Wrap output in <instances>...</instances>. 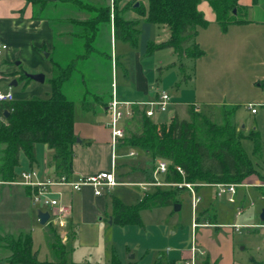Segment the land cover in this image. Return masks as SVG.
<instances>
[{
    "label": "rangeland",
    "instance_id": "rangeland-1",
    "mask_svg": "<svg viewBox=\"0 0 264 264\" xmlns=\"http://www.w3.org/2000/svg\"><path fill=\"white\" fill-rule=\"evenodd\" d=\"M82 1L105 3L112 6L114 2V0H104L105 2H103V0ZM145 5L148 6V3L146 2ZM34 13L37 15L39 14L41 17L43 16L38 8H35ZM48 13L54 14L52 17V23L54 24L52 30L54 34L53 40L51 42L49 41L48 48H46L47 50L39 51L36 47L34 48L35 45L40 43V39L45 36L43 35L44 33H39L37 27L30 26L27 21L23 22L14 29L15 36L16 34L19 36L15 37V39L17 38L18 40L16 41L17 47L13 48L14 60L9 61L11 48L8 47L9 50L7 49L0 57V73L4 70H10L17 72L20 76L38 73L44 75L45 82L41 84L32 81L31 88L25 87L28 82L23 80L22 77L17 78L14 75H8V77H11V81H18V87L13 89L18 98L26 93L30 95L34 88H42V94L35 97L49 99L51 97L49 80L52 76L48 74V69H52L53 62L55 60L57 61V57L58 61L66 62L67 64L71 62L74 63L76 70L71 81L64 86V91L67 97L75 103L76 119H85L87 116L92 115L88 114L87 107L90 108L95 103L94 96L98 94L105 101L111 96V60L109 59V54L112 53V51L110 31L106 28L104 30L102 29L103 32L98 37L99 46L95 48L96 51L89 52V48L86 47L83 41L79 43L77 39H75L74 36L78 33V29L71 25V22L75 20L85 21L89 14L69 12L60 16L54 7L47 9V16L49 15ZM204 13L208 22H210V12L204 10ZM111 18L112 20L114 19L113 14ZM129 18L130 20L137 19L135 15H131ZM59 21L63 23L62 27H59ZM227 31L228 29L224 30L218 26L216 22L210 23L206 29L200 28L198 30L197 43H199L200 48L204 52V56L199 60L184 61L186 66L185 76L182 75L179 68H169L170 65L168 63L170 62L173 66L176 61L173 51L163 50L154 53V57L151 58L154 64V82L159 87L160 91L168 92L172 96L173 102L176 103L175 106H170L165 113L157 112L154 122L170 124L175 115L181 120H188L189 109L193 105H196L199 108L198 111L208 116L217 124H222L224 122L225 114H232L236 111L239 125L241 127H246L244 131L257 128L261 134V141L264 142V111L259 109V114L254 116L251 113L252 111H250L251 109H248L249 104L260 103L264 100L263 93L252 88L250 85L255 78V67L258 64L253 62L251 60L252 56H250L246 58V66L243 68V61L240 56L241 52L238 54H235V52L226 53L227 44L225 41L229 36L235 38L237 35L232 29H230L229 32ZM57 32H59V34H70L72 32L73 36L70 35L66 39H60L59 36L56 35ZM90 34H88V37H90ZM169 39L170 32L167 27L163 28L159 25L144 23L143 28L141 27V36L139 37L137 49L132 50L129 49L128 45L118 43V55H126V57H128V65L131 66V69L134 71V54L136 52H143L144 49H147L149 43L161 44ZM66 40L69 43L74 41L73 45H79V47L73 48V45V47L67 45ZM3 42L5 41L3 40ZM92 46H94V42ZM33 48L40 54L43 61L39 62L35 59L33 56ZM71 49L73 52L70 51ZM217 53L219 56H217ZM47 54L49 57H47ZM82 55L88 56V58L86 60L80 59L79 56ZM63 57L65 58L64 61L61 60ZM214 60H218V63ZM260 63H262V61ZM2 67L3 70L1 71ZM170 69L175 70L172 73L169 71ZM187 76H189L188 80ZM119 78H122L121 73H119ZM245 80L246 83L244 82ZM122 83L123 82L120 80L119 90L123 86H127ZM4 86L7 87L8 84L3 82L2 85H0V87ZM214 104H221V106L216 107ZM235 104L236 106L232 108L222 107L223 105ZM232 120L234 121V117ZM124 124L125 122L121 123L120 127L124 128ZM242 146L249 158L253 161L254 167L257 169V172L249 176L245 183L257 184L263 182L264 172L257 166V162L255 161L253 142L250 139H244L242 140ZM122 153L125 152L122 151ZM122 153L120 154L122 155ZM141 158L142 156L140 154L135 153L134 157L117 160L119 164L118 172L125 173L129 171L130 174H142L141 176L144 175L145 178H148L147 176H149V171L153 165H150L148 161H145L143 158L142 160ZM27 159L25 155L22 156L24 164L27 162ZM24 164L21 163L22 169L28 172L29 168L27 165L24 166ZM158 164L159 162L156 166ZM159 180L162 184L161 186H148L146 187L147 190L144 191L141 186H139V184L142 183L139 181L143 180L126 178L123 183L129 185L118 186L119 188L113 190V193L116 194L117 197L113 195L108 196L109 206H112L114 198H119L125 205L134 206L141 201L146 193H153L157 188H162L161 190L171 189L169 186L165 185L166 183L164 182L163 176H161ZM242 185L238 188L235 204L230 202V196L228 195L218 197L217 188L213 185H201L206 187L201 190H207L209 193L211 192L210 198L213 203L218 201V205L225 204L220 213L217 210L216 212L210 210L208 213H205L210 225H215L216 221L227 225L232 224L234 226L245 222L259 223L260 215L264 211V195L262 193L264 192V188L258 189L257 187ZM177 192V199L180 201V205H182L180 212H174V207H160L147 210L141 214L142 224L140 225L119 226L105 221L98 222L101 231V240L98 245L85 247L81 253H77L75 256H73L71 252L76 244H73V246L68 244L71 242L72 235L69 227L66 229H59L53 222L46 225L39 224L33 232L35 251L38 253V258L41 261H56L51 244L46 238L50 237L51 241L54 240L53 230H56L64 244L70 246L68 256L69 262L85 261L94 264H103L107 262L111 264L116 261L115 264H187L188 260L181 262H178V260L180 259L181 253L187 251L191 253V248L195 245L199 250H205L208 257H211V260H209L207 255L202 256L198 253L195 264H215L214 259H212L211 251L216 246L222 248L223 242L221 239L226 242L233 237L237 261L245 263L246 245L248 246L247 249H250L249 251L257 247L264 248V229L245 227L240 230L241 232H238L233 228L234 226L222 227L221 229H216L213 226L212 228L209 226H201L193 230L192 224L196 219L192 210V198L190 193L188 190L180 187ZM244 199L246 203L242 204L240 201ZM204 203L205 200L203 199L198 205V214L201 208H203ZM33 208V210H36L38 213L42 210L48 212L47 209H42L39 205L33 204ZM239 208L243 210V215L236 219L235 217L237 216ZM201 222H203L202 219L198 223ZM8 255L9 253L7 254L4 250L0 249V264H7L4 258ZM132 256H134V258H132ZM220 260L219 264H222V259L220 258Z\"/></svg>",
    "mask_w": 264,
    "mask_h": 264
},
{
    "label": "trees",
    "instance_id": "trees-1",
    "mask_svg": "<svg viewBox=\"0 0 264 264\" xmlns=\"http://www.w3.org/2000/svg\"><path fill=\"white\" fill-rule=\"evenodd\" d=\"M26 1L32 5L33 13L35 8H38L44 16L34 13V18L47 20L52 27L54 14L48 13L47 16V9L51 7H54L60 16L69 12L89 14L85 21L71 22V25L78 29L75 39L79 43L83 41L89 52L96 51L95 48L99 46L98 37L105 28L110 31V37L112 34L116 40L137 48L141 25L146 23L169 29L170 39L161 44L149 43L148 52L154 54L157 51L172 50L176 61L170 67L179 68L183 76L186 75L184 61L199 59L204 54L197 43L198 30L206 28L209 22L199 10L201 0H114L113 6L82 0ZM206 1L224 30L246 21L240 0ZM146 2L148 6L145 5ZM253 2L257 4L259 0ZM136 4L139 6L136 7ZM131 15H135L137 19L130 20ZM62 24L60 22L59 27H62ZM79 58L86 60L88 56L82 55ZM109 59H112L111 53ZM61 60L64 61L65 58ZM75 70L74 63L58 61L57 57V61L53 62L52 78L49 80V99L34 97L19 100L15 97L13 102L0 104V183L9 184L18 180L21 157L25 155L33 162L35 144H45L53 150L50 166L55 169V178L65 176L69 180L73 179V148L78 142L74 131L75 103L67 97L64 86L71 80ZM21 77L27 82L31 81L25 75ZM87 109L89 110L88 107ZM132 110L133 116L124 124L125 137L118 146L119 158L128 159L135 156H131V153L140 154L145 161L153 165L149 171L148 182L152 181L156 164L166 163L168 170L163 177L164 182L171 185V189L157 188L153 193H146L134 206L125 205L114 198L112 219L116 225H140L142 212L180 205L177 190L179 185L184 183L196 185L195 190L206 188L201 186L202 184H244L249 176L257 172L253 161L243 149L244 139L253 142L257 166L264 172V162L260 160L264 152L259 132L244 136L232 120L233 113L225 114L224 122L217 124L198 111L196 106H191L188 120H181L175 115L172 123L158 124L147 116L146 107L136 105ZM118 171L119 166L117 179L123 183V176L118 174ZM262 193L264 195V192ZM52 232L54 240L51 248L56 261L39 260L34 248V239L31 234L26 233L0 235V249L9 253L4 260L8 264H79L68 260L72 241L68 246L62 242L56 230Z\"/></svg>",
    "mask_w": 264,
    "mask_h": 264
},
{
    "label": "crops",
    "instance_id": "crops-1",
    "mask_svg": "<svg viewBox=\"0 0 264 264\" xmlns=\"http://www.w3.org/2000/svg\"><path fill=\"white\" fill-rule=\"evenodd\" d=\"M239 4L245 11L246 21L244 23L231 25L228 27L227 32H229L230 29H232V31L237 33V35L235 38H231L230 36L228 37L227 34L228 39L225 41L227 44L226 53L229 54L235 52V54H238L239 52H241L240 56L243 61L242 63L243 68L244 66H246V58L252 56L251 60L258 65H256L255 67L256 68V71L254 72L255 78L250 85L252 86V88H255L260 92H262L264 98V0H259L257 4H254L253 0H240ZM199 10L204 14L205 19L207 21L208 19L206 18L204 10H208L210 12L209 25L212 22H216V24L220 26L217 22L215 12L213 11V9L206 0H201V3L199 5ZM26 21L30 24V26L37 27L39 33H44L43 35H45L43 38L40 39V43L35 45L34 48L36 47V49L39 51L47 50L46 48H48L49 41L51 42L53 40V34H54L51 23L44 19H35L32 5L29 4V2L26 0L0 1V37L5 41L7 46L11 48L9 61L14 60L13 48L17 47L16 41L18 40L17 38L15 39V37H19L18 34H16L15 36L14 29L16 26ZM143 26L144 23L141 25V27L143 28ZM56 35H58L60 39H66L70 35L73 36V33L71 32L70 34L69 33L59 34V32H57ZM61 35L62 36L65 35L66 37H61ZM110 40H111V51H112L111 76H110L111 96L107 101H105L97 94L96 96H94L95 103L88 110V114H92V115L87 116V118L81 120H77L76 117H74V121H75L74 131L76 136L78 137V142L73 148L74 149V163H73L74 180L81 177L96 176L102 173H109L112 171V162H113L112 130L108 124L111 119V112L109 111V107L113 99V95L115 94L117 99L121 102L133 103V104H146L155 101L158 97V93L160 92L159 87L154 82V64L151 59L154 57V54H150L148 52L149 45L147 46V49H144L143 52H136L134 54L135 60L133 64L134 67V71H133L131 69V66L128 65V57H126V55L123 54L118 55V50H117L118 43L128 45L129 49L132 50H135L137 48L134 49L129 44H126L120 40H116L114 38V35L111 36ZM66 43L67 45L72 46L74 42L72 41L71 43H69L67 41ZM73 46H72L73 48L76 47L75 45ZM34 48H33V53H34L33 56L35 57V59L38 60L39 62L43 61L40 54H38L34 50ZM217 56H219L218 53ZM5 61L9 62L7 60ZM214 61L218 63V60H214ZM261 61L262 63H260ZM168 64L172 66L170 62ZM170 66L169 68H171ZM2 70L3 67L1 68V71ZM174 70L175 69H170L169 71L173 73ZM47 72L50 76H52V69H48ZM119 73H121L122 78H119ZM8 75H14L17 78H21V76L18 75L17 72L10 70L9 71L4 70L2 71V73H0V85H2L3 82L8 84L7 87L5 86L0 87V89L2 90L12 89L16 99L29 100L34 98L35 96H40L42 94L43 92L42 88H34V90L30 93V95L26 93L18 98L13 90L16 87L11 86L14 80L11 81L10 79L11 77H8ZM119 79L123 82L122 84L127 85V86H123L120 90H119V81H120ZM31 82L32 80L28 82L25 87L31 88L32 87ZM244 82L246 83V80ZM113 85L115 86V89H113ZM251 104H249V106ZM254 104H259L260 106L258 107V110L262 109L264 111V100H262L260 103H254ZM175 105L176 103L173 102V98H172V103L170 106H175ZM214 105H216V107L221 106V104H214ZM234 106H236V104L223 105L222 107L232 108ZM249 106L248 109L250 110ZM233 114H234V123L237 125L238 130L242 134L248 136L250 133L256 131H258L260 134V131L257 128H252L248 131H244L246 130V127H241L239 125L236 117L237 116L236 111H234ZM258 114L259 111H257L256 114L252 113V115L254 116ZM154 119L155 117L153 118V120ZM262 144H263V152H264V142H262ZM52 154H53V150H51L48 147V145L35 144L33 162L27 159V162H25L24 164L21 157V163H23L24 166L27 165L29 168L28 172H35L37 174V178H39L42 181L54 179L55 169L50 166V159L52 157ZM121 159L124 158L120 157L118 161ZM260 160L261 162H264V153ZM24 170L25 169H22V165H21L18 170V179L20 178L23 172H26ZM119 174L123 176L122 181H125L126 178H131L136 180H143V181H139L143 183V182H147L149 178V176H147L148 178H145L144 175L141 176L142 174L141 175L130 174L129 171ZM262 180L263 182H259L257 184H247L245 183L246 181L245 180L244 186H253V187H257L258 189L263 188L264 179ZM116 188L110 191H106L102 196H96L91 188H85L81 192H71L67 188L63 190L64 192L63 201L71 209V213L69 217V230L72 234L71 244L72 246L73 244H76L71 252L73 256H75L77 253H81L85 247H92L98 245L99 241L101 240L100 225L98 222H103V221L108 223L110 222V219L112 218V214L114 211V204L112 202V206L111 207L109 206L108 196L113 195L114 197H117L116 194L113 193L114 192L113 190H115ZM196 193L201 199L200 203L203 201V199L205 200V203L203 204V208H201L198 214L197 207L200 203L197 205L196 209H194L193 198L190 193V196L192 198V210L195 219L196 221L197 219L199 220L202 219L203 221L201 223H198L197 221L198 224L203 225L202 227L209 226L212 228L213 226L216 229H221L222 227L226 228V227L234 226L232 224L229 225L222 224L219 223L218 221H216L215 225L214 224L210 225L207 215L205 213H208V211L210 210H214L215 212L217 210L220 213L223 207L225 206V204L218 205L219 203L218 201L213 203L210 198L211 192L209 193L207 190H196ZM240 202L242 204L246 203L245 199ZM33 209L34 208H33L31 188L21 185H16L13 183H9V184L0 183V234L1 235L26 233V234H31L33 237L34 229H36V226L40 224L38 218L39 213L36 210L34 211ZM42 212L45 211L42 210ZM241 216L239 217L236 216L235 218L238 219ZM260 224H264V222H262L261 219L259 223L245 222L243 224H237V225L257 226ZM192 228H193V224H192ZM46 238L51 244L52 243L51 238L50 237H46ZM221 241L223 242L222 248L216 246L211 251L212 259H214L215 264H219V262L221 261L220 258L222 259V264H264L263 247H257L249 251L250 249H247L248 246L246 245V262L241 263L237 261V254L235 250L233 237H231V240H227L226 242H224L223 239H221ZM34 248H35V239H34ZM199 251L201 252L202 256L207 255V252L205 250H199ZM190 256L191 253L188 251L181 253L179 259L180 261L178 260V262L189 260ZM208 259L211 260V257L209 256ZM73 263L82 264L87 262L73 261ZM95 264H99V263H95ZM103 264H109V263L106 262Z\"/></svg>",
    "mask_w": 264,
    "mask_h": 264
},
{
    "label": "built area",
    "instance_id": "built-area-1",
    "mask_svg": "<svg viewBox=\"0 0 264 264\" xmlns=\"http://www.w3.org/2000/svg\"><path fill=\"white\" fill-rule=\"evenodd\" d=\"M8 49V46L0 38V57ZM113 89L115 86L113 85ZM15 100V95L12 89L2 90L0 89V104L5 102H13ZM172 103L171 95L166 91H160L158 97L155 101L149 102L146 104H133L121 102L117 99L116 95H113V99L110 103L109 111L111 112V120L109 122V127L112 130V148H113V162H112V171L109 173H102L96 176L90 177H81L78 179H67L63 176L61 178H54L47 181H42L37 178L35 172H23L20 178L13 184L25 186L32 189V201L34 205H39L41 208L47 209L50 213V222L56 224L59 229H66L69 227V217L71 213L70 207L63 201L65 188L69 189L71 192H81L85 188H91L94 191L96 196H102L106 191H110L118 186H127L129 184L120 183L117 179V160L119 159L118 155V146L122 139L125 137V129L120 127L121 123H124L126 120L130 119L133 116V106L146 107V114L150 118H154L157 112L165 113L168 111ZM259 104H251L249 108L253 114H256L258 111ZM134 153H131V156H134ZM168 166L164 162H160L152 175V181L141 183L139 186L146 191L148 186H161L160 177L167 173ZM183 174V172L180 170ZM171 186L169 184H165ZM194 184L184 183L179 185L180 188L185 187L192 195L193 198V207L196 209L197 205L200 203L201 199L196 193ZM217 188V196H230V202L235 204L236 195L238 193V188L240 185H229V184H218L213 185ZM243 210L239 208L237 216H241ZM195 220L193 222V230L201 227ZM258 228L264 229V224L257 226H246V225H236V231L240 232L242 228ZM198 253L201 254L199 249L193 245L191 248V256L187 264H195L198 257Z\"/></svg>",
    "mask_w": 264,
    "mask_h": 264
},
{
    "label": "water",
    "instance_id": "water-1",
    "mask_svg": "<svg viewBox=\"0 0 264 264\" xmlns=\"http://www.w3.org/2000/svg\"><path fill=\"white\" fill-rule=\"evenodd\" d=\"M139 4H136V7H138ZM236 13V12H235ZM47 57H49V55L47 54ZM19 64V63H18ZM27 78H29L30 80L32 81H35L37 83H41L43 84L45 82V76L42 75V74H27L26 75ZM12 87H17L18 86V82L17 81H14L12 84H11ZM6 116H8V113L6 114ZM182 206L177 204L174 206V212H180ZM38 218H39V221H40V224L41 225H46L49 223V220H50V213L49 212H39L38 214ZM260 219L262 222H264V211L261 213L260 215ZM110 223L112 224L113 223V219L111 218L110 219ZM132 258H134V256H132Z\"/></svg>",
    "mask_w": 264,
    "mask_h": 264
},
{
    "label": "flooded vegetation",
    "instance_id": "flooded-vegetation-1",
    "mask_svg": "<svg viewBox=\"0 0 264 264\" xmlns=\"http://www.w3.org/2000/svg\"><path fill=\"white\" fill-rule=\"evenodd\" d=\"M55 1V0H54Z\"/></svg>",
    "mask_w": 264,
    "mask_h": 264
}]
</instances>
